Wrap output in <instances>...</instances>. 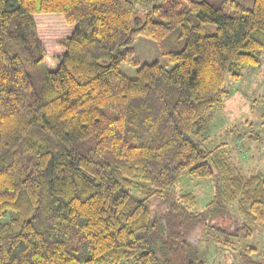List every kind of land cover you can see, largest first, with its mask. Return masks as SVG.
Masks as SVG:
<instances>
[{
	"label": "trees",
	"instance_id": "obj_1",
	"mask_svg": "<svg viewBox=\"0 0 264 264\" xmlns=\"http://www.w3.org/2000/svg\"><path fill=\"white\" fill-rule=\"evenodd\" d=\"M138 36L169 65L124 74ZM262 59L264 0H161L143 17L135 0H0V264H193L197 197L158 219L147 206L184 175L214 178L207 205H234L245 235L263 227L264 174L196 139L227 78Z\"/></svg>",
	"mask_w": 264,
	"mask_h": 264
},
{
	"label": "rangeland",
	"instance_id": "obj_2",
	"mask_svg": "<svg viewBox=\"0 0 264 264\" xmlns=\"http://www.w3.org/2000/svg\"><path fill=\"white\" fill-rule=\"evenodd\" d=\"M160 1L135 0L136 16L143 17ZM208 1L217 3L219 0ZM238 1L247 7L253 4V0ZM208 29L213 31L214 26L209 25ZM174 43V37L165 42ZM133 47L136 63L121 65V71L128 77H135L138 67L143 63L157 61L161 65H169L167 56L156 41L138 36ZM44 69L41 62L31 69L37 86L42 81ZM236 72L240 76L237 79L227 78L226 94L219 104L207 111V125L196 139L201 140L202 146L207 149L220 145L242 175L264 174V60L257 67L241 66ZM251 133L255 134L254 138L250 137ZM216 187L214 178L195 179L184 175L163 197H150L147 206L151 216L158 219L160 213L181 193L192 192L197 197L196 209L204 217L203 226L193 234V264H263L264 226L252 227V234L245 235L234 205L226 206L218 197L212 205H207L214 199ZM224 237L232 239V251L224 248ZM152 239L153 249L158 252L161 234L157 230L153 231ZM248 247H253L255 251L242 255L240 252ZM160 262L163 264L161 258Z\"/></svg>",
	"mask_w": 264,
	"mask_h": 264
}]
</instances>
